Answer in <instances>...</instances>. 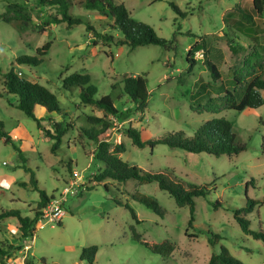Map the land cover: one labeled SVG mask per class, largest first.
I'll list each match as a JSON object with an SVG mask.
<instances>
[{
    "label": "rangeland",
    "instance_id": "rangeland-1",
    "mask_svg": "<svg viewBox=\"0 0 264 264\" xmlns=\"http://www.w3.org/2000/svg\"><path fill=\"white\" fill-rule=\"evenodd\" d=\"M8 1L0 0V15ZM115 1L122 2L132 18L150 25L159 37L171 42L170 45L149 44L134 49L114 43L93 45L95 37L86 30V22L100 32L108 31L113 35L119 32L106 25L109 18L86 10L82 6L84 0H72L69 12L82 17L83 22L70 27L63 22L52 23L44 30L37 29L48 15L54 14L53 8L39 5L34 8L33 21L24 30L0 18V123L21 151L19 155L11 143L0 138V212L18 209L24 216L32 215L39 193L19 185V182H29L31 172L39 186L55 197L74 171L82 173L89 181L103 167L92 158L95 144L79 134L82 116H102V111L94 105L81 104L78 88H62V78L75 71L89 75L91 83L97 87L98 97L110 94L116 108L128 113L125 119L108 116L111 121L108 140L112 144L124 142L125 151L120 154L123 160L146 171L171 170L187 183L207 184L209 192L195 199L193 226H189L188 207L177 206L173 197L155 182L139 184L133 179L125 182L106 179L96 184L93 181L78 195L67 198L61 222L46 221L38 225L36 222L33 237L20 236L15 217L1 218L0 246L9 252L0 258V264L19 262L24 245L30 246L26 260L33 264H43L42 260L45 264H89L79 258L81 249L91 245L98 247L92 264H207L211 253L218 252L220 245L245 264H264V243L243 234L232 212L233 208L243 207L246 198L258 200L246 217L252 222L251 228H264V104L242 111L223 109L216 114L190 109V95L200 83L210 82L214 86L210 89L212 95L221 85L229 86V67L234 57L227 38L245 45L249 42L233 30L238 18L233 9L237 3L250 9L252 0ZM170 2L177 4L184 17L172 9ZM263 20L264 14L256 16L254 30L260 45L264 43ZM198 38L203 39L209 58L220 71L217 81H212L203 64L202 50L194 56L196 64L191 74L185 73L187 50ZM46 41H51V46L40 64L14 62L22 55L34 56L36 48ZM11 63L21 77L49 89L73 124L56 153L51 151L54 140L45 139L36 122L14 106L16 97L6 92L4 73ZM124 74L146 77L149 96L143 113L135 110L122 91ZM179 78L183 82H179ZM35 109L46 127L49 120L59 119L39 105ZM214 117H224L230 122L236 140L245 144L244 150L215 156L205 152L188 153L165 144L153 149L138 148L123 132L127 127L135 128L142 140L174 131L190 136ZM70 159L72 169L68 170L66 163ZM88 187H92L91 190ZM134 193L155 198L166 211L165 215L160 217L147 209L132 198ZM115 200L127 202L140 222L135 224L129 210ZM217 202L220 204L215 206ZM132 224L149 242L171 241L174 251L168 256L152 253L132 239L129 229ZM209 231L220 235V241L213 246L208 243Z\"/></svg>",
    "mask_w": 264,
    "mask_h": 264
},
{
    "label": "trees",
    "instance_id": "trees-1",
    "mask_svg": "<svg viewBox=\"0 0 264 264\" xmlns=\"http://www.w3.org/2000/svg\"><path fill=\"white\" fill-rule=\"evenodd\" d=\"M71 2L72 0H10L5 4L0 18L3 22L13 25L18 30H24L33 21L34 8L39 5L53 8L54 14L48 15L41 24L37 25V29L44 30L52 23L59 24L63 22H66L67 26L70 27L83 22L82 17L74 16L69 12ZM251 4L252 7L248 9L241 7L237 3L233 9L238 16L233 24V30L244 35L249 42L245 45L236 43L230 37L227 38L229 50L234 57L233 63L229 67V86L221 85L220 88L216 89L215 95H212L210 89H214V86L210 82L200 83L196 91L190 95V109L192 111L216 114L223 109L242 111L245 108H258L264 104V43L260 45L254 30L256 16L264 14V0H252ZM170 5L175 12L184 17V13L181 12L176 3L170 2ZM82 6L86 10H94L100 15L109 18L110 22L108 21L106 25L119 32L118 35H113L108 31H97L88 21L86 22V30L95 37L92 41L93 45H97L99 42L102 45L114 43L116 45H127L134 49L137 46L149 44L166 47L171 43L159 37L150 25L132 18L122 2H116L115 0H84ZM50 46L51 41H46L36 48L34 56L22 55L17 57L14 62L17 65H38L42 62L43 57L46 56ZM200 50L203 52V64L206 66L212 81H217L221 77L220 71L209 58V50L201 38H198L187 50L185 73L187 75L191 74L196 64L194 56ZM14 65V63H11L10 68L4 73L3 84L6 92L16 97L14 106L36 122V126L44 138L54 140L51 145V151L56 153L63 137L73 127V124L68 121V114L60 106L56 96L45 86L21 77L15 71ZM178 80L183 82L181 78ZM121 83L123 93L132 102L135 110L143 113L149 96L145 75L124 74ZM114 86L112 85L111 88L114 89ZM74 87L79 89L78 95L81 104L94 105L103 113L102 116L84 114L82 116L83 124L79 127V134L95 144L93 159L103 164V167L94 175V182L99 184L106 179H113L118 182L133 179L139 184L155 182L160 189L167 191L173 197L177 206L188 207V224L193 226L195 199L197 197H205L208 194V185L187 183L179 179L171 170H163V172L146 171L123 160L120 154L125 151L124 142L112 144L108 140L107 130L111 127V121L108 116L125 119L128 113H122L116 108L110 94L98 97L97 87L91 83L89 75L85 72L75 71L62 78L63 89ZM38 105L43 107L48 113H54L59 119L55 121L49 120V126H44L42 124L44 119L35 114V108ZM123 132L131 139L132 144L138 148L149 146L150 149H153L158 144H165L170 148L181 149L188 153L205 152L215 156L238 154L246 148L245 144L236 140L230 122L224 117H214L207 120L190 136H186L182 131H174L162 136L142 140L139 131L135 128L127 127ZM1 137L4 138L5 143H11L20 155V149L2 129V123H0ZM71 162L70 159L66 163L68 170L72 169ZM24 168L27 171L30 170L28 167ZM19 185L36 190L39 193V200L36 202L32 215L24 216L18 209H7L0 212V219L10 216L15 217L19 224L20 236L26 239L33 237L36 230V221L42 209L54 198V193L47 194L46 190L39 186V181L33 172L30 173L29 182H19ZM91 188L88 187L89 190ZM132 198L160 217H163L166 213L155 198L135 193L132 194ZM115 203L129 210L135 224L140 222L135 211L127 202L115 200ZM258 203V200L246 198L245 205L240 208H233L232 212L233 218L238 223L243 234L264 243V228H251L252 222L246 217V214L251 213ZM219 204L217 202L215 206ZM129 229L132 239L154 254L168 256L174 251L175 246L169 240L159 243L149 242L136 230L135 225H130ZM209 233L208 243L213 246L220 241V235L211 231ZM97 250L98 247L96 245L82 248L79 261L85 260L87 263L92 264ZM8 252L4 247L0 246L1 259ZM42 263L45 264V261L42 260ZM25 264H33V262L26 260ZM207 264L245 263L232 256L225 246L220 245L218 252L211 253Z\"/></svg>",
    "mask_w": 264,
    "mask_h": 264
},
{
    "label": "built area",
    "instance_id": "built-area-1",
    "mask_svg": "<svg viewBox=\"0 0 264 264\" xmlns=\"http://www.w3.org/2000/svg\"><path fill=\"white\" fill-rule=\"evenodd\" d=\"M93 181L94 180L92 177H90L89 181H87L84 179V175L82 173L74 171L69 181L63 183V186H61V190L42 209L41 214L36 221L37 225L46 221L59 223L64 215L63 204L65 203L67 198L69 196L73 197L78 195L80 191L85 190L86 186L89 183L91 184ZM22 248L24 249V254L20 256L19 262H15L14 260H12L10 263L7 262L8 264H25L26 251L30 249V246L24 245Z\"/></svg>",
    "mask_w": 264,
    "mask_h": 264
},
{
    "label": "crops",
    "instance_id": "crops-1",
    "mask_svg": "<svg viewBox=\"0 0 264 264\" xmlns=\"http://www.w3.org/2000/svg\"><path fill=\"white\" fill-rule=\"evenodd\" d=\"M35 114H36V109H35ZM42 115H44V114H41V116H42ZM36 116H38V115L36 114ZM38 117H40V116H38ZM92 158H93V156H92ZM100 168H101V167H100ZM86 195H87V194H86ZM86 195H85V196H86ZM60 222H61V221H60Z\"/></svg>",
    "mask_w": 264,
    "mask_h": 264
}]
</instances>
